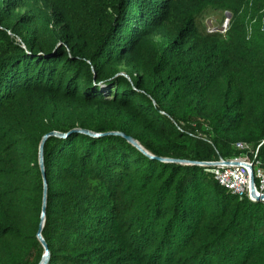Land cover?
Segmentation results:
<instances>
[{"label":"trees","instance_id":"1","mask_svg":"<svg viewBox=\"0 0 264 264\" xmlns=\"http://www.w3.org/2000/svg\"><path fill=\"white\" fill-rule=\"evenodd\" d=\"M247 3L0 0V264L38 262L39 222L44 264H264V199L201 162L242 141L264 165Z\"/></svg>","mask_w":264,"mask_h":264},{"label":"built area","instance_id":"2","mask_svg":"<svg viewBox=\"0 0 264 264\" xmlns=\"http://www.w3.org/2000/svg\"><path fill=\"white\" fill-rule=\"evenodd\" d=\"M260 11L263 27L264 5ZM233 146L240 149L237 155L218 156L216 159L208 160V163H205V169L212 173L220 185L238 197L245 195L250 200L264 199V165L254 153L252 157L249 156L247 150L250 149V145L248 143L235 141ZM250 174H252V191Z\"/></svg>","mask_w":264,"mask_h":264},{"label":"clouds","instance_id":"3","mask_svg":"<svg viewBox=\"0 0 264 264\" xmlns=\"http://www.w3.org/2000/svg\"><path fill=\"white\" fill-rule=\"evenodd\" d=\"M250 4H251V1L250 0H248V3H247V14L245 15V17H246V22H245V26H246V29H247V33H249L250 32V29H251V24L253 23V22H258V24H259V27L260 28H263L262 26H261V19H260V16H261V11H260V8L264 5V3H262L258 8H257V11L255 12V13H253V11L252 10H250ZM218 12H219V15H220V19H219V22H218V24L217 25H215L214 26V24H206V23H204V17H205V15L207 14V13H211V11H209V12H206V13H203L202 15H201V17H200V22L204 25V28H205V30H207V31H220V32H224L225 30H226V28L228 27V23H229V18H230V15H231V13H230V10L229 9H226V8H224V9H221V10H217ZM212 14H214V13H212ZM212 17H213V15H211ZM214 19H216V17H214ZM235 148V147H234ZM237 150L238 151H240V149L239 148H237ZM239 153V152H238ZM234 155H237V154H234ZM231 156V155H230ZM222 157H224V156H222ZM225 157H227V156H225ZM217 158V157H216ZM216 158H214V159H216ZM210 160H213V159H210ZM202 163H208V160H206V161H201ZM205 164V165H206ZM212 174V173H211ZM214 178V177H213Z\"/></svg>","mask_w":264,"mask_h":264},{"label":"water","instance_id":"4","mask_svg":"<svg viewBox=\"0 0 264 264\" xmlns=\"http://www.w3.org/2000/svg\"><path fill=\"white\" fill-rule=\"evenodd\" d=\"M51 132H53V131H48L46 134L51 133ZM46 134H44L42 136V138H41V140L39 142V146H38V159H39V162H40V168H41V145H42V139H44ZM124 136L127 139L131 140L132 142H135L129 135L124 134ZM41 172H42V169H41ZM42 175H43V172H42ZM43 178H44V175H43ZM43 182L45 183L44 180H43ZM250 183H251L250 187H251V191H252V174H250ZM44 194H45V185H43V189H42L41 217H42V213H43V209H44ZM40 226H41V223L39 222L37 230H36V234L38 236L39 241L42 244L43 253L40 256V258H39V260H38V262L36 264H44L46 262V260H47V255H48V250H47L46 243L44 242V240L42 239V237L40 235Z\"/></svg>","mask_w":264,"mask_h":264},{"label":"rangeland","instance_id":"5","mask_svg":"<svg viewBox=\"0 0 264 264\" xmlns=\"http://www.w3.org/2000/svg\"><path fill=\"white\" fill-rule=\"evenodd\" d=\"M212 13H214V14H212ZM211 15H213V17ZM214 17H216V19H214ZM219 19H220L219 12L218 11H211V13L209 12L205 15L203 20H204V23H206V24L208 23L210 25L214 24V26H215L218 24Z\"/></svg>","mask_w":264,"mask_h":264}]
</instances>
